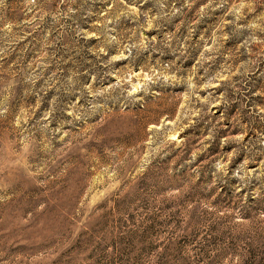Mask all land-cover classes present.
<instances>
[{"label": "rangeland", "instance_id": "obj_1", "mask_svg": "<svg viewBox=\"0 0 264 264\" xmlns=\"http://www.w3.org/2000/svg\"><path fill=\"white\" fill-rule=\"evenodd\" d=\"M0 264H264V0H0Z\"/></svg>", "mask_w": 264, "mask_h": 264}]
</instances>
